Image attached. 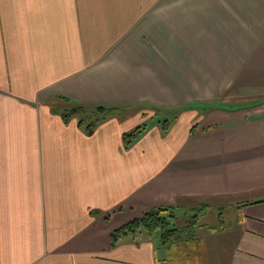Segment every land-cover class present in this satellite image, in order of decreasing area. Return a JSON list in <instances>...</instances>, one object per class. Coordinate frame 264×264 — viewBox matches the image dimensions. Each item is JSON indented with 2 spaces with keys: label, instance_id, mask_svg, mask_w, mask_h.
<instances>
[{
  "label": "crops",
  "instance_id": "obj_1",
  "mask_svg": "<svg viewBox=\"0 0 264 264\" xmlns=\"http://www.w3.org/2000/svg\"><path fill=\"white\" fill-rule=\"evenodd\" d=\"M62 98L118 112L88 135ZM209 204L205 263L264 264V0H0V264H165L111 232Z\"/></svg>",
  "mask_w": 264,
  "mask_h": 264
},
{
  "label": "trees",
  "instance_id": "obj_2",
  "mask_svg": "<svg viewBox=\"0 0 264 264\" xmlns=\"http://www.w3.org/2000/svg\"><path fill=\"white\" fill-rule=\"evenodd\" d=\"M62 100L64 106L60 110H57L62 119L68 122L71 118L77 117L78 125L82 126L88 135L93 133L99 123L118 112L117 107L103 105L86 107L82 104L73 103L68 98H62ZM150 108L156 114L164 111L156 106H151ZM158 122L160 123L162 131L165 132L168 129L169 121L166 118H162ZM145 129L146 125L143 123L124 132L122 134L124 147H129L139 138ZM203 211V206L197 207L191 210L193 212L192 214H189V216L180 221L172 211V208L162 206L154 207L144 212L141 216L114 229L110 234L111 245H115L120 238L126 235H135L136 233L144 231L149 235H159V244L165 252V264H206L205 251L202 248L199 251L198 248L201 237L195 234L197 218L199 213ZM188 242H194L196 248L187 246ZM180 248H184L183 251ZM182 257L185 258V261L179 263ZM192 257H196L195 262L189 263L188 259L191 260ZM202 258L203 261L201 262Z\"/></svg>",
  "mask_w": 264,
  "mask_h": 264
},
{
  "label": "rangeland",
  "instance_id": "obj_3",
  "mask_svg": "<svg viewBox=\"0 0 264 264\" xmlns=\"http://www.w3.org/2000/svg\"><path fill=\"white\" fill-rule=\"evenodd\" d=\"M162 119V118H161ZM221 206L222 208H220ZM205 209V213H199L198 221L196 222L195 226V234L197 236H200L201 239H199V251H201V248L208 252V247L210 244H213V241H215V237L211 235L213 231L221 229V227H229L231 222L234 221L237 211L234 206L231 204H209V206ZM193 212H187L184 214V211L180 210L179 212H176V216H180L182 218L183 214L184 217L189 216V214H192ZM155 236V235H154ZM157 239V236H156ZM201 245V246H200ZM183 246V245H182ZM187 246L196 248L194 242H188ZM185 247V246H184ZM184 248H180L181 251H183ZM167 254V252H166ZM206 254V253H205ZM203 255V254H202ZM196 257H192L191 260L188 259L189 263H194ZM185 261V258H181L179 263H182ZM197 261V260H196ZM203 261V258L201 259V262Z\"/></svg>",
  "mask_w": 264,
  "mask_h": 264
}]
</instances>
